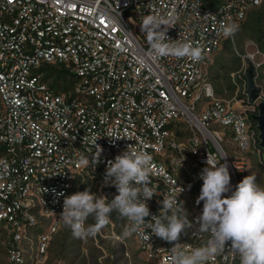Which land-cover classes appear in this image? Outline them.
Segmentation results:
<instances>
[{
	"label": "built area",
	"instance_id": "obj_1",
	"mask_svg": "<svg viewBox=\"0 0 264 264\" xmlns=\"http://www.w3.org/2000/svg\"><path fill=\"white\" fill-rule=\"evenodd\" d=\"M262 2L0 0V238L9 264H25L28 248L36 258L48 253L63 223L64 198L84 191L89 180L93 193L114 198L116 188L104 184L107 161L129 145L153 158L152 215L163 198L179 195L177 187L184 188L177 199L186 208L189 185L203 184L208 156L227 163L235 190L248 176L250 157L264 152L254 113L216 97L208 66L233 34L222 26L237 28ZM149 13L171 17L169 40L200 47L204 58L156 57L140 27ZM256 56L241 57L251 64ZM53 70L73 80L70 90L50 81ZM95 139L100 162L81 164L92 159ZM200 215L187 217L190 227L179 239L184 251L210 239ZM149 234L147 228L129 234L146 264H171L175 242L148 240ZM208 264L239 260L225 251Z\"/></svg>",
	"mask_w": 264,
	"mask_h": 264
},
{
	"label": "clouds",
	"instance_id": "obj_2",
	"mask_svg": "<svg viewBox=\"0 0 264 264\" xmlns=\"http://www.w3.org/2000/svg\"><path fill=\"white\" fill-rule=\"evenodd\" d=\"M162 25L165 26L163 30ZM173 26L171 17L166 19L149 13L140 19L141 31L156 57L171 56L200 62L204 58L200 47L182 39L169 40L166 33ZM235 30V25L222 26L225 35ZM108 137L115 140L125 138L117 134H109ZM97 139L92 159L81 158V164L96 166L100 162L103 149L96 144ZM206 164L199 174L203 184L196 204L203 202V208L196 220L200 230L208 233L210 239L205 245L190 251L182 250L179 243L181 234L190 227L184 202H178L177 199L184 188L177 187L179 195L163 198L159 213L152 215L147 201L155 195L149 187L153 158L135 145H129L114 160L107 161L104 184L114 186L118 194L109 200L107 196L97 195L91 192V188H86L66 196L60 220L74 235L90 236L106 226L111 214L116 212L129 222L125 236L147 228L150 229L148 240L151 235H155L165 241L175 242L170 251L171 264H208L211 258L225 251L237 257L239 264H264V186L257 184L256 174L252 173L244 177L233 190L227 163H217L208 156ZM150 215L151 219L146 221ZM89 217L95 220V225L85 228ZM141 235L144 233L141 232Z\"/></svg>",
	"mask_w": 264,
	"mask_h": 264
},
{
	"label": "rangeland",
	"instance_id": "obj_3",
	"mask_svg": "<svg viewBox=\"0 0 264 264\" xmlns=\"http://www.w3.org/2000/svg\"><path fill=\"white\" fill-rule=\"evenodd\" d=\"M222 0H218L220 2ZM257 54L253 63L244 61L241 56ZM250 66H254L255 84L264 98V0L253 10L247 20L239 25L233 34L225 41L223 47L213 54L208 66V75L213 82L216 97L226 101L239 102L244 110L256 113V105L250 104L246 91V75ZM246 70V73H245ZM50 81L65 91L73 86V80L65 74L53 70ZM261 100L258 102V104ZM263 102V101H262ZM248 175L256 174V182L264 186V161L262 157H250ZM86 188L94 192L95 184L87 182ZM202 184L192 183L191 193L186 202L188 216L195 211L202 213L203 202L196 200ZM115 218L99 229L94 235L76 236L64 223L52 236L48 253L36 258L33 249L28 248L25 264H146L137 242L129 235L125 236V219L115 212ZM95 225V220L89 217L85 228ZM39 233V232H38ZM37 234V233H35ZM0 238V264H9Z\"/></svg>",
	"mask_w": 264,
	"mask_h": 264
},
{
	"label": "water",
	"instance_id": "obj_4",
	"mask_svg": "<svg viewBox=\"0 0 264 264\" xmlns=\"http://www.w3.org/2000/svg\"><path fill=\"white\" fill-rule=\"evenodd\" d=\"M245 79H246V91L250 99V104L256 105L257 107V112L252 115V119L257 124V129L259 131L260 147L264 152V102H260L258 104V102L260 101L261 93L255 84L254 66H250ZM263 161H264V153H263Z\"/></svg>",
	"mask_w": 264,
	"mask_h": 264
},
{
	"label": "trees",
	"instance_id": "obj_5",
	"mask_svg": "<svg viewBox=\"0 0 264 264\" xmlns=\"http://www.w3.org/2000/svg\"><path fill=\"white\" fill-rule=\"evenodd\" d=\"M207 4H209L211 7L215 6L218 3V0H204ZM115 212L111 214V217L115 218Z\"/></svg>",
	"mask_w": 264,
	"mask_h": 264
}]
</instances>
